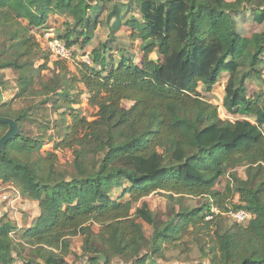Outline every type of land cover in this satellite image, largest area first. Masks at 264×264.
Returning a JSON list of instances; mask_svg holds the SVG:
<instances>
[{
	"label": "trees",
	"instance_id": "trees-1",
	"mask_svg": "<svg viewBox=\"0 0 264 264\" xmlns=\"http://www.w3.org/2000/svg\"><path fill=\"white\" fill-rule=\"evenodd\" d=\"M133 9L141 18L131 15ZM250 11L258 24L264 23V0H0V71L14 70L19 87L10 102H3L0 92V141L13 129L8 121L17 127V134L0 148V182L13 184L39 208V216L20 228L0 218V264H15V249H31L40 259L28 264H77L67 260L77 236L83 237L82 264H112L115 259L165 264L149 252L158 253L159 240L171 238L179 225L155 229L150 239L138 223L155 228L149 205L143 202L135 209L158 191L216 200L205 215L191 219L193 229L222 218L238 226L234 232L218 233L210 264H264V91L249 97L247 86L249 81L264 83L259 69L264 32L257 49L235 27V16ZM51 15L67 20V35L79 33L83 43L91 41L100 24L111 26V41L93 51L90 64L80 62L72 80L62 74L64 61L54 63L57 70L49 69L51 52L31 35L33 29H45ZM216 15L220 20L214 27ZM126 25L138 32L132 40L143 41V59L137 63L123 55L115 64L111 44ZM68 36L61 38L71 47L76 41ZM39 61L45 64L37 67ZM44 70L52 77L47 79ZM218 70L229 74L223 109L230 114L247 110L255 123L223 120L219 108L203 99L199 84L215 81ZM74 85L83 86L99 112L94 121L75 111L62 116L55 135L49 136L59 149L72 151V163L62 164L56 153L50 159L41 153L42 138L24 132L30 113L14 107L30 96L48 103L60 89L59 100L65 98L72 106L84 93L74 101ZM124 102L133 106L125 108ZM49 131L46 127L42 137ZM240 165L255 167L259 183L233 175L223 193L214 191ZM117 191H122L119 197L114 196ZM216 204L219 214L212 213ZM231 209L247 212L250 219L234 220L227 215ZM94 226L100 227L97 235ZM137 240L143 245L130 260Z\"/></svg>",
	"mask_w": 264,
	"mask_h": 264
},
{
	"label": "rangeland",
	"instance_id": "rangeland-1",
	"mask_svg": "<svg viewBox=\"0 0 264 264\" xmlns=\"http://www.w3.org/2000/svg\"><path fill=\"white\" fill-rule=\"evenodd\" d=\"M230 2L234 0H228ZM131 15L141 18L139 11L137 9L132 10ZM108 11H105L103 17L107 15ZM130 17V16H128ZM214 27L217 26L215 23H219L220 16L216 15L212 17ZM112 23V22H111ZM111 25V24H110ZM127 26V25H126ZM235 27L240 35V37L245 40L247 39L253 48H261V34L264 32V23L258 24L255 20L254 11H250L244 14H238L235 16ZM111 26L107 27L105 23L100 24L96 27L92 33V39L89 43H83L84 39L79 33H74L72 36L67 35L69 30L68 22L64 18L58 15H51L48 24L45 29H33L31 35L34 36L40 43L42 49L49 53L51 52L49 48V40L47 33L54 30V35L65 44V39L63 36H68L72 41H76V44L67 47L69 50V56L67 58H58L52 52L49 53L50 62L49 69L57 70L54 66L58 60L62 62L64 66V72L62 73L65 77L73 79L76 74V66L81 62H85L89 57L91 62V54L94 50L100 49L102 45L106 42L111 41L110 35ZM138 33L133 31L130 27H123L117 34L116 40L111 44L112 50L109 52V56L112 55L115 64L119 63L120 60L125 56L127 58H133L137 63L143 59L141 40H132V34ZM131 36V37H130ZM66 45V44H65ZM119 50H126V53H120ZM262 50H264L262 48ZM124 55V56H123ZM108 58V57H107ZM152 59L157 60L156 55L151 56ZM263 62L259 69L262 71L264 78V55L262 56ZM44 61H39L36 66L39 67L44 65ZM112 66V62L110 64ZM109 66V67H110ZM43 75L47 79L52 77L50 70H44ZM216 80L203 81L199 84V92L201 93L203 99L212 103L219 108V117L223 120H231L235 122L237 120H250L255 123V119L250 117L247 110L242 108L235 110L234 113H227L223 109V98L225 95V87L227 85L229 74L225 71L218 70L215 75ZM8 83L10 86H8ZM63 83V81H62ZM64 84V83H63ZM75 88L71 91L73 100L76 101L79 96V92L82 90L84 93L81 95L80 103L74 102L75 104L70 105L68 101L59 100L62 95V89L59 90L57 94H53L48 103H41L39 101L44 99L38 97H26L20 103V105L15 110L22 111L26 109L31 117L32 121L24 124V132L29 137L42 138L43 147L41 153L50 159L52 153H56L59 157V162L62 164H70L73 161L72 151L69 149L61 150L56 145V139L49 138L50 135H55L56 129L60 126L59 122L62 116L68 118L70 112L75 111L79 113L82 117L86 118L88 121H94L98 115V108L92 104V97L87 91L83 90L82 85H74ZM248 95L249 97L254 96L257 93L264 91V83L259 81H249ZM19 87L17 82V74L12 69H6L0 71V92L3 94V102H10L18 94ZM17 101V100H16ZM123 106L125 108H131L133 103L124 102ZM49 127V133L43 138L42 135L45 133V128ZM264 129V128H263ZM256 168H250L248 165H240L235 169L231 170L226 176L221 178L214 187V191L223 193L229 184L233 183V175H236L239 179L247 181H252L253 184L257 185L259 183V178L256 177ZM122 191L115 192L114 196L119 197ZM129 199V196H125L124 200ZM216 200L210 195L204 196H184L175 195L173 193H168L165 191H158L150 196L142 199L140 202L135 204V209L140 208L143 202L149 205L152 216L155 218L156 226L155 228L147 225L141 221L143 229L146 236L152 239L155 229L157 231L163 230L169 223L175 222L179 226L174 232L173 236L169 239L159 240V250L158 253H151L154 259H162L161 261L165 264H210V258L208 257L213 253V248L216 247V240L218 233L224 232H234L238 229L235 225L227 218L216 219L209 227H206L205 223L200 224L197 228L193 229L191 225V219L199 215L202 217L208 212V207L211 201ZM231 199L228 200V202ZM234 203L239 201V196L235 195L233 199ZM37 205V204H36ZM36 205L30 201H26L19 189L13 184H1L0 182V218L7 217L9 220L13 221L20 228L22 223L26 225L30 222L31 218L38 215V209ZM213 205V204H212ZM217 205V204H216ZM215 207L219 210L218 205ZM230 207V204H226V207ZM221 210H224L221 208ZM135 210L133 211V214ZM180 216L181 220L177 219L176 216ZM178 221H176V220ZM181 221V222H179ZM180 223V224H179ZM100 227L94 226L93 231L95 235L99 233ZM195 230V231H194ZM15 245H19L21 242L18 238L14 237ZM72 252L67 258L70 263L82 264V247H83V237L77 236L71 240ZM142 242L137 240L134 246L129 251V259L131 260L133 256L139 254V249L142 247ZM98 246V245H97ZM100 247V246H98ZM14 257L16 258L15 264H28L32 259L36 261V255L31 252V249H15ZM112 264H125L115 259L112 260Z\"/></svg>",
	"mask_w": 264,
	"mask_h": 264
},
{
	"label": "built area",
	"instance_id": "built-area-1",
	"mask_svg": "<svg viewBox=\"0 0 264 264\" xmlns=\"http://www.w3.org/2000/svg\"><path fill=\"white\" fill-rule=\"evenodd\" d=\"M47 37L49 40V48L51 52L58 58H67L69 56V50L67 49L66 45L62 43L55 35H54V30H51L50 32L47 33ZM85 61L86 63L90 64V59ZM212 213L213 214H219V210L216 207H212ZM227 215L232 217L234 220L241 222V223H246L250 219V215L243 211V210H230ZM212 215H207L206 219L210 220L212 219Z\"/></svg>",
	"mask_w": 264,
	"mask_h": 264
},
{
	"label": "water",
	"instance_id": "water-1",
	"mask_svg": "<svg viewBox=\"0 0 264 264\" xmlns=\"http://www.w3.org/2000/svg\"><path fill=\"white\" fill-rule=\"evenodd\" d=\"M8 123H10V125L12 126V131H10L1 141H0V148L2 147V145L4 144V142L13 134H17V127L15 125V123L8 121Z\"/></svg>",
	"mask_w": 264,
	"mask_h": 264
},
{
	"label": "crops",
	"instance_id": "crops-1",
	"mask_svg": "<svg viewBox=\"0 0 264 264\" xmlns=\"http://www.w3.org/2000/svg\"><path fill=\"white\" fill-rule=\"evenodd\" d=\"M35 205H36V204H35ZM36 207H37V209H38V215L35 216V217H33V218H31L30 220H27V221H29L30 223L32 222V220H33L34 218H37V217L39 216V208H38L37 205H36ZM20 226H22V223L20 224Z\"/></svg>",
	"mask_w": 264,
	"mask_h": 264
}]
</instances>
